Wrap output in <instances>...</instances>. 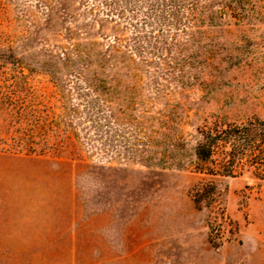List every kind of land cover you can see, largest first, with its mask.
<instances>
[{"label": "rangeland", "instance_id": "1", "mask_svg": "<svg viewBox=\"0 0 264 264\" xmlns=\"http://www.w3.org/2000/svg\"><path fill=\"white\" fill-rule=\"evenodd\" d=\"M254 116L264 0H0V264H264V180L190 195Z\"/></svg>", "mask_w": 264, "mask_h": 264}, {"label": "trees", "instance_id": "2", "mask_svg": "<svg viewBox=\"0 0 264 264\" xmlns=\"http://www.w3.org/2000/svg\"><path fill=\"white\" fill-rule=\"evenodd\" d=\"M202 140L195 149L196 172L202 175L190 195L197 209L215 206L219 180L250 173L264 180V117L241 123L220 122L200 129ZM210 216L208 241L219 245L222 217Z\"/></svg>", "mask_w": 264, "mask_h": 264}]
</instances>
